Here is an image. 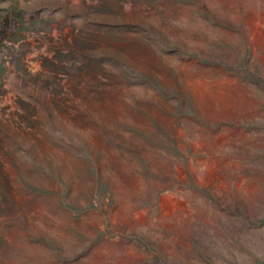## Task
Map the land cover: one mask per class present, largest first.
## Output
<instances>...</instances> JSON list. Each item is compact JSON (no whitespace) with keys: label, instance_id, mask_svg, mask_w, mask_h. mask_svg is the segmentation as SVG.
Listing matches in <instances>:
<instances>
[{"label":"rangeland","instance_id":"obj_1","mask_svg":"<svg viewBox=\"0 0 264 264\" xmlns=\"http://www.w3.org/2000/svg\"><path fill=\"white\" fill-rule=\"evenodd\" d=\"M0 264H264V0H0Z\"/></svg>","mask_w":264,"mask_h":264}]
</instances>
